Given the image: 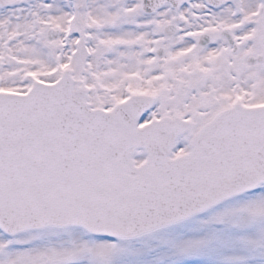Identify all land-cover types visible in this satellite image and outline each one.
I'll return each instance as SVG.
<instances>
[{"label": "snow or ice", "instance_id": "obj_1", "mask_svg": "<svg viewBox=\"0 0 264 264\" xmlns=\"http://www.w3.org/2000/svg\"><path fill=\"white\" fill-rule=\"evenodd\" d=\"M0 264H264V0H0Z\"/></svg>", "mask_w": 264, "mask_h": 264}]
</instances>
